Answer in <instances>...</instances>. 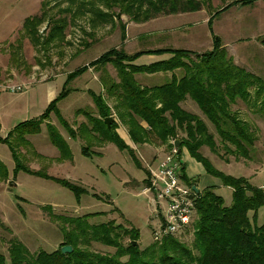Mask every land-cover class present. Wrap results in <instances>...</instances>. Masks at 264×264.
<instances>
[{
	"label": "rangeland",
	"instance_id": "obj_1",
	"mask_svg": "<svg viewBox=\"0 0 264 264\" xmlns=\"http://www.w3.org/2000/svg\"><path fill=\"white\" fill-rule=\"evenodd\" d=\"M43 1H49V19L40 27L42 38H47L52 20L67 17L69 24L63 41L36 47L24 37L23 26L27 18L41 14ZM61 3L60 0H0V84H24L27 90L24 93L4 90L0 96V163L7 171L6 178L0 177V254L5 256L7 264H11L9 248L13 240L21 241L31 254L58 250L66 242L63 228L72 229L66 221L69 218L102 213L91 218L88 223L99 225L114 221L128 229H138L142 249L153 244V231L161 221L155 195L145 182L150 167L140 157L139 150L135 152L142 168L115 144L102 141L97 135L84 130L89 124L88 115L99 117L91 94L102 95L104 76L118 80L117 71L111 64L88 68L68 83L72 93L58 103L60 115L77 132L75 139L70 137L55 112L42 125L39 134L26 137L29 145L22 146L17 136L11 138L13 145H21L18 153L22 163L32 172L46 173L50 177L24 170L16 171L11 149L3 140L19 124L40 118L52 102L47 103L46 99L49 88L56 89L59 96L67 77L61 76L45 83L41 81L53 80L62 74L87 67L112 49H122L130 55L149 49L188 50L201 54L213 49L214 36L221 38L237 65L264 79V0L234 5L216 16L212 25L209 24L212 14L230 1L212 0L210 6L203 7L199 12L159 16L145 23L136 22L125 15H119L118 19L108 23L95 21L90 13L72 18V14L62 13L67 4ZM122 26L125 27V38ZM19 43L21 51L16 50ZM166 55L170 54L154 57L162 61L169 57ZM150 57L152 55H144L135 64L141 66L157 62ZM177 74L181 75V72ZM137 77L142 86L147 82L150 85H162L171 78L169 74ZM103 97L107 99L105 91ZM107 102L114 107L110 99ZM184 108L200 114L199 117L215 135L220 147L219 154L207 148L205 153L218 170L234 177L248 176L255 185H264V118L255 107H249L242 101L233 107L257 137L250 159L242 157L240 160L227 154L214 126L198 106L194 107V111L186 105ZM113 117L118 119L115 113ZM85 122L87 124L83 125ZM48 124L54 126L66 141L72 157L61 158L60 150L51 141ZM151 140L154 145L150 148L151 152L156 153L158 149L171 152L172 149L155 136ZM98 141L106 144L102 151L97 149ZM85 147L90 148L89 155L83 153ZM159 159L157 156V162L150 164L152 170L157 169ZM251 160L254 162L252 165H243V162ZM57 180L74 184L83 192L77 195ZM198 181L201 190L215 186V192L225 199L226 204L232 203V189L223 186L219 178L205 171ZM167 207L168 204L163 202L162 212H166ZM263 223L264 207L258 213V224ZM176 237L192 246V230ZM129 242L130 238L126 236L123 243L127 245ZM81 247L102 254L115 252L98 243L83 244Z\"/></svg>",
	"mask_w": 264,
	"mask_h": 264
},
{
	"label": "trees",
	"instance_id": "obj_2",
	"mask_svg": "<svg viewBox=\"0 0 264 264\" xmlns=\"http://www.w3.org/2000/svg\"><path fill=\"white\" fill-rule=\"evenodd\" d=\"M60 1L62 2L60 5L67 4L62 13L72 14V18L90 13L95 17V21L105 23L118 19L119 15L145 23L159 16L199 12L212 2V0ZM222 1L230 3L212 14L210 25L216 16L232 6L249 4L257 0ZM48 2L43 1L40 15L29 17L24 22L23 35L36 47L61 42L66 38L65 31L69 24L67 17L63 20H52L53 24L47 38L41 37L40 27L49 19ZM122 30L125 38L124 26ZM16 48L21 51L20 43ZM164 54H170V59L149 65L135 64L136 60L144 55ZM109 64L115 67L119 81L113 80L111 76H104L102 84L109 96L116 97V105L113 110L102 95L92 93L99 117L88 115L89 124L84 130L95 133L102 141L113 143L120 151L127 152L139 168H142V165L135 150L117 132L119 123L113 117V113H117L121 122L125 123L135 145L148 143L151 136L168 144L171 149L174 147L170 143L171 140L180 141L178 157L183 182L191 188L198 187L197 180L188 177L187 165L180 159L182 150L186 149L190 156L204 167L206 174L219 178L223 186L232 189V203L227 205L225 199L215 192V186L207 187L197 194L196 214L190 229L194 237L191 247L183 243L180 237L167 236L162 241H154L142 249L139 245L138 229H128L114 221L91 225L88 223L91 218L102 215L95 213L67 219L68 226L72 229L63 228L66 242L52 253L40 251L31 254L21 241H11L9 248L11 264H264V223L258 224V213L264 207V189L251 185L245 177L227 175L214 166L205 155V148L219 154L220 147L215 135L211 133L204 120L182 106L186 100H192L214 126L227 154L239 160L242 157L250 159L257 137L233 107L238 101H242L249 107H255L257 113L264 118V79L237 65L218 36H214L213 49L201 54L188 50L158 49L130 55L122 49H112L89 66L69 74L64 89L49 104L42 116L19 124L3 140L11 149L16 171L34 173L22 163L18 149L21 145H29L26 137L39 134L42 125L53 112L61 118L70 137L76 138L77 132L60 115L58 103L72 93L68 83L90 67H104ZM178 72H181V75H178ZM160 73L171 74V79L165 84L152 87H143L136 79L137 75ZM109 117H113L110 127L105 123V119ZM48 126L51 141L60 150L61 158L72 157L68 144L56 128L50 124ZM13 136H17L21 145H13L10 142ZM88 152L90 153V148L85 147L83 153L87 155ZM6 172L0 163V177L6 178ZM34 174L50 177L46 173ZM147 175L145 182L149 188L151 185L149 171ZM57 181L77 195L83 192L80 187L65 180ZM126 236L130 238L127 245L123 243ZM134 242L137 245H134ZM91 243L112 248L115 252L102 254L81 247L83 244ZM65 245L73 248L71 254L62 253L61 249ZM0 264H7L2 254Z\"/></svg>",
	"mask_w": 264,
	"mask_h": 264
},
{
	"label": "built area",
	"instance_id": "obj_3",
	"mask_svg": "<svg viewBox=\"0 0 264 264\" xmlns=\"http://www.w3.org/2000/svg\"><path fill=\"white\" fill-rule=\"evenodd\" d=\"M24 84H0V96L4 90L13 93H24ZM175 144V140L170 141ZM181 162L178 157V149L172 148L171 152L159 163L156 170L149 168L150 191L155 195L158 205L157 212L161 221L153 231L155 242L162 241L167 236L185 234L191 229L196 214L197 194L193 188L186 185L181 179ZM264 189V186L262 187ZM163 202L168 204L166 212H162Z\"/></svg>",
	"mask_w": 264,
	"mask_h": 264
},
{
	"label": "crops",
	"instance_id": "obj_4",
	"mask_svg": "<svg viewBox=\"0 0 264 264\" xmlns=\"http://www.w3.org/2000/svg\"><path fill=\"white\" fill-rule=\"evenodd\" d=\"M185 14H187V13H185ZM182 15V14H181ZM161 48V47H160ZM163 48V47H162ZM149 50H152V49H149ZM142 51H145V50H142ZM164 56V55H163ZM166 56H169L168 58H165V59H162V61L163 60H168V59H170V57H171V55H166ZM160 57V56H159ZM158 57V58H159ZM150 59L151 60H153V61H160L159 59L157 60V58L156 57H154V56H152V57H150ZM151 63H153V62H151ZM150 64V63H149ZM71 73V72H70ZM69 73V74H70ZM69 74H67V75H65V74H62V75H60V76H57V77H55L53 80H43V81H41L40 83H45V82H51V81H54L55 79H57V78H59V77H61V76H68ZM156 75V74H155ZM155 75H153V76H155ZM157 75H162V76H164V74H157ZM170 76H172L171 74H169ZM137 77V76H136ZM111 78H113V80H115V81H119V80H116L114 77H112L111 76ZM118 78V77H117ZM139 77H137L136 79H138ZM143 79V78H142ZM164 79V78H163ZM165 79H167V77L165 78ZM169 80L171 79V78H168ZM143 81H145V82H147V80H145V79H143ZM168 82V81H167ZM165 84V83H164ZM152 86H156V85H150L148 82L147 83H145V86H143V87H152ZM75 91H77L78 92V90H75ZM104 91H105V88L102 86V90H101V94H102V96H103V93H104ZM58 91L56 90V89H54L53 87H51V88H49V90H48V93H47V96H46V99H47V103H50L51 101H53L55 98H57L58 96H57V93ZM105 95L107 96V99L106 100H108V99H110L111 100V102L113 103V105H114V107H115V105H116V97L115 96H109L108 94H107V92L105 91ZM106 98V97H105ZM108 103V102H107ZM108 105L114 110V107L113 106H111V104L110 103H108ZM187 106L189 109H191V110H193L194 111V107H196L195 106V104L192 102V100H190V99H188V100H186L183 104H182V106H183V108H184V106ZM185 109V108H184ZM113 112H115V111H113ZM117 114V113H116ZM194 114H196V115H198V116H200V114H198L197 112L196 113H194ZM97 115V114H96ZM116 119V121L119 123V128H118V130H117V132H118V134L122 137V139H124V141L130 146V147H132L135 151L136 150H139V152L141 153L140 154V157L141 158H143L142 160H144L145 161V163L146 164H148V167H152V166H150V164H154V163H156L157 162V156L160 158L159 160V162L157 163L158 165H159V163H161L163 160H165V158H167V156L169 155V153H167V152H163V149H158V152H151L150 151V148H152V146H154L153 145V141L151 140V138H152V136L150 137V140H149V142L148 143H146V144H144V145H135L133 142H132V140H131V136H130V134H129V130H128V128H127V126L125 125V123H123V122H121V119H117V118H115ZM85 124H87L86 122L83 124V125H85ZM0 126H1V124H0ZM85 132V131H84ZM85 133H87V132H85ZM94 136H96V134L95 133H92ZM162 143V142H161ZM162 144H164V143H162ZM167 146H168V144H166ZM98 146H99V148H97V149H100L101 151L104 149V147L106 146V144H102V143H99V141H98ZM156 146V145H155ZM166 146V147H167ZM168 148V147H167ZM168 151H169V148H168ZM136 153V152H135ZM98 154H101V153H98ZM205 155L209 158V156L207 155V153H205ZM138 157V156H137ZM139 159V158H138ZM180 159L182 160V163H185L186 165H187V170H186V173H187V175H188V177L190 178V179H195V180H197V185H198V183H199V181H198V178L202 175V173L204 172L205 173V169H204V167L200 164V163H198L196 160H194L191 156H190V154L188 153V151L186 150V149H183L182 150V155H181V157H180ZM254 162L251 160V161H246V162H243V165H252ZM232 176V175H231ZM246 179H248L249 180V182H250V184L251 185H253V186H255V187H258V188H262L263 186H257V185H255L253 182H252V180H250L249 179V177L248 176H244ZM147 178H148V175H147ZM146 178V179H147ZM196 187V186H195ZM197 189L199 190V191H203V190H201L200 188H199V186L197 187ZM154 197V196H153ZM154 201V200H153Z\"/></svg>",
	"mask_w": 264,
	"mask_h": 264
},
{
	"label": "water",
	"instance_id": "obj_5",
	"mask_svg": "<svg viewBox=\"0 0 264 264\" xmlns=\"http://www.w3.org/2000/svg\"><path fill=\"white\" fill-rule=\"evenodd\" d=\"M112 122H113V117H109V118L105 119V123L107 124L108 127L111 126ZM180 145H181L180 141H175L174 147L176 149H179ZM180 153H181V151H180ZM193 190L196 192V194L200 193V191L195 186L193 187ZM134 245H137V243L134 242ZM61 251L63 254H71L73 252V248L71 246H63Z\"/></svg>",
	"mask_w": 264,
	"mask_h": 264
}]
</instances>
